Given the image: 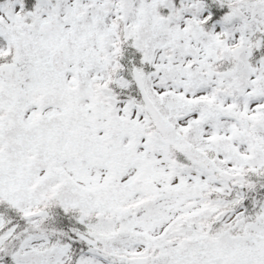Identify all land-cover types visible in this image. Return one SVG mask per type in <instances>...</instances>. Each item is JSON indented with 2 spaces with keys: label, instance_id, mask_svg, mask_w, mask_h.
Listing matches in <instances>:
<instances>
[{
  "label": "snow or ice",
  "instance_id": "snow-or-ice-1",
  "mask_svg": "<svg viewBox=\"0 0 264 264\" xmlns=\"http://www.w3.org/2000/svg\"><path fill=\"white\" fill-rule=\"evenodd\" d=\"M0 264H264V0H0Z\"/></svg>",
  "mask_w": 264,
  "mask_h": 264
}]
</instances>
